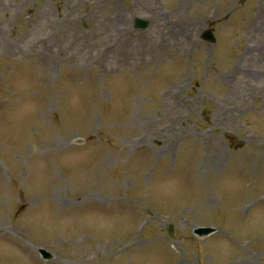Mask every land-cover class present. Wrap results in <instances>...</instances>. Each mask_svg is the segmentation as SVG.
<instances>
[{
	"label": "rangeland",
	"instance_id": "obj_1",
	"mask_svg": "<svg viewBox=\"0 0 264 264\" xmlns=\"http://www.w3.org/2000/svg\"><path fill=\"white\" fill-rule=\"evenodd\" d=\"M0 264H264V0H0Z\"/></svg>",
	"mask_w": 264,
	"mask_h": 264
},
{
	"label": "water",
	"instance_id": "obj_2",
	"mask_svg": "<svg viewBox=\"0 0 264 264\" xmlns=\"http://www.w3.org/2000/svg\"><path fill=\"white\" fill-rule=\"evenodd\" d=\"M199 229V228H198ZM214 230V228H212V227H201L200 228V230H198L200 233H209V232H211V231H213Z\"/></svg>",
	"mask_w": 264,
	"mask_h": 264
}]
</instances>
